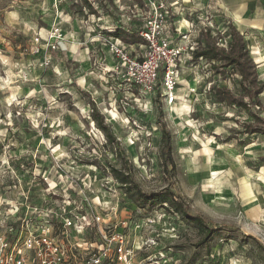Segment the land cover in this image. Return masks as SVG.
<instances>
[{
    "label": "rangeland",
    "instance_id": "374dc122",
    "mask_svg": "<svg viewBox=\"0 0 264 264\" xmlns=\"http://www.w3.org/2000/svg\"><path fill=\"white\" fill-rule=\"evenodd\" d=\"M89 1L99 16L78 14L80 0H0V222L22 190L30 188L36 202L44 186H55L57 198L68 188L80 197L90 186L88 208L104 216L107 231L124 236L132 264H264V164L258 160L264 137L240 133L248 114L208 94L214 84L236 91L233 77L210 70L204 59L191 60L178 67L171 105L162 72L149 97L113 98L102 71L106 32L139 29L149 2L101 0L103 12L98 0ZM163 2L172 34L175 26L183 32L192 24L210 28L217 42L229 40L226 0ZM249 5L264 9V0ZM247 40L257 66L264 41ZM91 104L110 126L118 154L92 120ZM111 167H124L144 191L170 188L218 231L198 245L197 224L160 205L137 206L122 194ZM79 236L98 241L95 229ZM85 256L81 251L76 260Z\"/></svg>",
    "mask_w": 264,
    "mask_h": 264
},
{
    "label": "built area",
    "instance_id": "2783aa9c",
    "mask_svg": "<svg viewBox=\"0 0 264 264\" xmlns=\"http://www.w3.org/2000/svg\"><path fill=\"white\" fill-rule=\"evenodd\" d=\"M148 2V12L144 13L138 29L143 42L126 43L107 35L106 51L113 63L102 66V71L110 92L120 94V100L149 97L162 72L163 95L166 103L171 104L176 101L178 67L191 60L198 46L199 32L207 26L197 29L188 24L183 32L175 26L172 34L167 21L169 9L163 0ZM227 41L217 44L226 47ZM41 63L48 61L44 58ZM45 173L42 178L46 181L48 175ZM72 184H69L70 189ZM29 189L22 190L20 196L10 202L0 222V264H132V250L124 236L107 231L106 226H102L104 216L88 208L90 194L88 196L86 191L93 192L90 186L80 197L68 188L61 198H57L55 186H44L36 202L28 195ZM117 207L118 204L114 215ZM121 223L126 222L122 220ZM93 229L98 232V241L79 236ZM81 251L86 256L77 261Z\"/></svg>",
    "mask_w": 264,
    "mask_h": 264
},
{
    "label": "trees",
    "instance_id": "16d2710c",
    "mask_svg": "<svg viewBox=\"0 0 264 264\" xmlns=\"http://www.w3.org/2000/svg\"><path fill=\"white\" fill-rule=\"evenodd\" d=\"M80 1L81 7L77 10L78 14L83 17L89 14L100 15L92 2L89 0ZM98 1L101 10L106 12V6L101 3V0ZM71 5L76 6L74 2ZM84 8L86 12H84ZM106 33L121 38L126 43L143 42L138 29L126 30L121 26H116L113 31H107ZM227 34L229 40L226 47H224L217 44V40L211 35L210 28L207 27L205 30H201L198 35V46L193 50L191 60L196 62L204 59L209 63L210 70L224 77L227 75L233 77L236 91H233L227 85L214 84L208 92L210 98L218 104L232 105L248 114L250 120L242 122L240 133L264 135V101L261 99L264 82L259 78L257 66L250 55L247 40L231 21L227 24ZM91 108L92 120L106 137L105 144L112 145L115 149V144L118 142L110 126L104 121L103 115L94 104H91ZM161 132L164 143L169 144V134L164 126L161 128ZM115 154H118L116 149ZM261 160L264 161V156H261ZM110 171L125 195L137 206H146L151 209L155 205H160L170 213L180 215L183 220L197 224L203 233L198 245L206 242L214 232L218 231L219 228L210 226L201 216L190 213L181 196L175 194L170 188L164 187L156 191H144L124 167H111Z\"/></svg>",
    "mask_w": 264,
    "mask_h": 264
},
{
    "label": "crops",
    "instance_id": "0c3cea01",
    "mask_svg": "<svg viewBox=\"0 0 264 264\" xmlns=\"http://www.w3.org/2000/svg\"><path fill=\"white\" fill-rule=\"evenodd\" d=\"M249 1H251V0H226L227 5L229 6V9L231 12V16L229 19L234 21L233 22L234 25L236 24L237 26L240 27V28H238L235 25V27L240 31V33H242L243 35L245 33L246 36L244 35V37L246 40L249 38V35H251L254 37H258L259 42H261V41H264V9H259L257 6L255 8H252L249 5ZM185 30H186V25L184 26V31ZM247 42H248V40H247ZM139 43H141V42H139ZM248 47H249V43H248ZM259 48H264V46L259 47ZM249 51H250V49H249ZM260 51H261V49L259 50V53H260ZM105 53H106V64L111 65L113 63V59L111 58V56L109 55V53L107 51H105ZM257 54H258V51H257ZM100 58L102 59L101 56H100ZM258 60H259V65L262 63L263 66L258 70L259 65H257V73H258V75L261 76V78H262L261 80L264 82V75L260 74V72L261 73L264 72V57L261 58L260 55L258 54ZM107 87H108V85H107ZM263 93H264V91L261 93V95ZM112 96H113V98L115 97L116 99L117 98L119 99L121 95L120 94H115V95L112 94ZM253 135L264 137V135H261V134H253ZM262 154L263 153H261L258 156L259 157L258 160L260 162L259 166H261V168L263 167L261 165V163L264 164V161L261 160Z\"/></svg>",
    "mask_w": 264,
    "mask_h": 264
},
{
    "label": "bare ground",
    "instance_id": "6f19581e",
    "mask_svg": "<svg viewBox=\"0 0 264 264\" xmlns=\"http://www.w3.org/2000/svg\"><path fill=\"white\" fill-rule=\"evenodd\" d=\"M183 25V24H182ZM264 52V51H263ZM171 105V104H170ZM253 193V192H252ZM219 197V196H218ZM251 197H253V196H251ZM250 197V198H251ZM250 201H252V203H250L249 205H250V207H251V210H256L257 212H258V208H259V206H258V204H255V202H254V200H250Z\"/></svg>",
    "mask_w": 264,
    "mask_h": 264
}]
</instances>
